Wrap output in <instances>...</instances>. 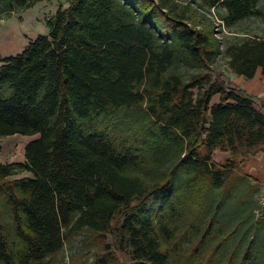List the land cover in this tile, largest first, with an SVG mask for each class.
I'll list each match as a JSON object with an SVG mask.
<instances>
[{"label": "trees", "instance_id": "obj_1", "mask_svg": "<svg viewBox=\"0 0 264 264\" xmlns=\"http://www.w3.org/2000/svg\"><path fill=\"white\" fill-rule=\"evenodd\" d=\"M40 1L0 0V19ZM65 1L1 58L0 136H38L0 163V264H57L86 233L112 237L91 264H264L261 187L243 170L264 152V104L216 65L264 72V35L217 36L198 0ZM201 1L228 28L262 14Z\"/></svg>", "mask_w": 264, "mask_h": 264}, {"label": "rangeland", "instance_id": "obj_2", "mask_svg": "<svg viewBox=\"0 0 264 264\" xmlns=\"http://www.w3.org/2000/svg\"><path fill=\"white\" fill-rule=\"evenodd\" d=\"M192 0H180L182 4ZM68 7L65 0H43L21 12L6 15L0 19V64L1 58L21 52L39 34L49 33L48 22L52 19L60 6ZM192 8L195 17L207 24L212 25L219 37H232L240 35H264V0L261 2L262 14L242 20L237 25L228 28L222 21L219 10L221 8H210L201 0L193 2ZM233 34V35H232ZM227 59L220 56L216 62L225 75L231 70L227 69ZM229 79V76H227ZM35 135L21 133L0 136V163L19 162L25 160V146ZM219 162V161H218ZM224 162V161H220ZM31 175L30 172H23L16 177ZM263 193L256 195L260 208L256 210V217H264ZM112 240V237L96 233L79 234L66 241L61 255L58 256L57 264H91L98 252H101L104 242ZM117 264H131V261L124 255L119 254Z\"/></svg>", "mask_w": 264, "mask_h": 264}, {"label": "crops", "instance_id": "obj_3", "mask_svg": "<svg viewBox=\"0 0 264 264\" xmlns=\"http://www.w3.org/2000/svg\"><path fill=\"white\" fill-rule=\"evenodd\" d=\"M227 76H229L232 84L244 88L251 94L259 106L264 104V72L262 67L257 70L252 78H246L244 75L232 71H229ZM213 100L218 102L220 95H215ZM229 155V151L220 149L215 150L213 154L214 159L219 162L225 161ZM243 170L252 177L254 182L259 183L261 192L264 193V152H259L248 158L243 164Z\"/></svg>", "mask_w": 264, "mask_h": 264}, {"label": "built area", "instance_id": "obj_4", "mask_svg": "<svg viewBox=\"0 0 264 264\" xmlns=\"http://www.w3.org/2000/svg\"><path fill=\"white\" fill-rule=\"evenodd\" d=\"M262 202H263V204H264V193H263V196H262Z\"/></svg>", "mask_w": 264, "mask_h": 264}]
</instances>
